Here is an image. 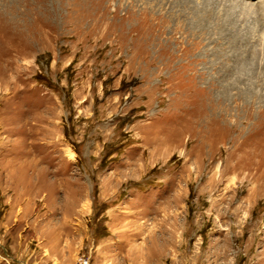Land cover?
Instances as JSON below:
<instances>
[{
  "label": "rangeland",
  "instance_id": "374dc122",
  "mask_svg": "<svg viewBox=\"0 0 264 264\" xmlns=\"http://www.w3.org/2000/svg\"><path fill=\"white\" fill-rule=\"evenodd\" d=\"M0 264H264V0H0Z\"/></svg>",
  "mask_w": 264,
  "mask_h": 264
},
{
  "label": "bare ground",
  "instance_id": "6f19581e",
  "mask_svg": "<svg viewBox=\"0 0 264 264\" xmlns=\"http://www.w3.org/2000/svg\"><path fill=\"white\" fill-rule=\"evenodd\" d=\"M186 1H189V2H190V0H185V2H186ZM186 4H187V3H186ZM145 8H146V7H145ZM145 8H144V9H145ZM146 9H147V8H146ZM147 11H148V10H147ZM144 14H145V13H144ZM145 16H146V15H145ZM144 20H145V19H144ZM155 25H156V24H155ZM234 38H236V39H233L232 41H234L235 43L239 42V39L237 38V36H234ZM235 43H234V44H235ZM236 82H237V81H236ZM229 84H230V83H229ZM226 87H228V86L226 85ZM226 89H227V88H226ZM227 91H228V89H227Z\"/></svg>",
  "mask_w": 264,
  "mask_h": 264
},
{
  "label": "built area",
  "instance_id": "2783aa9c",
  "mask_svg": "<svg viewBox=\"0 0 264 264\" xmlns=\"http://www.w3.org/2000/svg\"><path fill=\"white\" fill-rule=\"evenodd\" d=\"M83 261H85V260H83ZM82 263V262H81ZM86 263V262H85Z\"/></svg>",
  "mask_w": 264,
  "mask_h": 264
}]
</instances>
